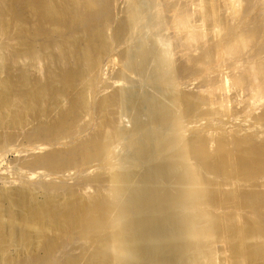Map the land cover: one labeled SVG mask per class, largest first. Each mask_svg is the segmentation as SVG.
I'll return each mask as SVG.
<instances>
[{"label":"bare ground","instance_id":"obj_1","mask_svg":"<svg viewBox=\"0 0 264 264\" xmlns=\"http://www.w3.org/2000/svg\"><path fill=\"white\" fill-rule=\"evenodd\" d=\"M111 39L132 40L123 55L158 97L106 93ZM124 138L136 167L117 166ZM12 151L44 170L45 196L0 187V264H35L39 247L41 264H264V0H0ZM72 171L84 190L64 186Z\"/></svg>","mask_w":264,"mask_h":264},{"label":"rangeland","instance_id":"obj_2","mask_svg":"<svg viewBox=\"0 0 264 264\" xmlns=\"http://www.w3.org/2000/svg\"><path fill=\"white\" fill-rule=\"evenodd\" d=\"M112 13L116 19H119L122 16V14L115 9L112 10ZM109 36L112 37V30L109 31ZM131 42L132 40L128 43L119 44L111 39V51L104 59L101 60L100 63L102 67V77L106 83L105 85H107L108 88L106 93L109 95L113 94L114 89L117 87L124 88L127 90V92L133 94L137 93L139 95H146L148 93L150 95H155L158 97L159 94L155 91V89L151 88L153 86H147L146 82L144 81L149 76V73L147 72L145 76L137 73L130 67V57L123 55L124 49L126 50ZM176 62L177 64H182L180 60H177ZM46 66V62H42L39 67H33V69H31L30 71L31 80L35 82L38 79H44L46 75ZM126 71L129 75L126 73ZM136 119L137 111L133 107H130L124 113H121L117 110L116 114L112 119L110 118L109 121H112L119 130H122L124 126H128L129 128L131 126V128L133 129ZM141 119L143 121H146V115L142 116ZM83 120H85V118ZM126 120L128 122H126ZM31 128H34L33 123L29 127H27L26 130H30ZM14 134L17 135L16 141L12 144V146H10V144L8 145V147L10 146L9 149L15 150L21 146H25L26 140L24 139V132L14 131ZM87 135H90L89 132H87L86 134H82L81 136L87 137ZM151 135L152 134H150V136ZM132 149L133 148L131 146V140L128 138H124L121 144L113 146L118 168L126 169L137 166L139 161L133 158V155L136 154V150L134 151ZM148 155H151V152H148ZM26 158V153L16 151L9 152L4 157H0V187H18L20 186V183H22V185L24 183L25 186L30 190V193L38 201H42L45 196V191L42 188L38 187V185L40 179L44 178V176L42 175V173H44V170L24 168L22 164ZM141 166L142 168H139L141 169L140 171L142 173L146 172L147 167L144 164ZM2 179H6L7 183H3ZM62 182L67 189L74 190L76 192L84 190V188L86 187V185L81 182V180L78 178V176L75 175V172L73 171L69 172ZM88 187L91 189V191H95V187ZM44 256L45 254L43 252V249L39 247L31 254V256H29V258L33 257L35 264H41L40 262L44 259Z\"/></svg>","mask_w":264,"mask_h":264}]
</instances>
